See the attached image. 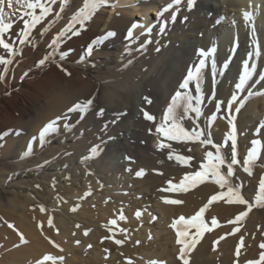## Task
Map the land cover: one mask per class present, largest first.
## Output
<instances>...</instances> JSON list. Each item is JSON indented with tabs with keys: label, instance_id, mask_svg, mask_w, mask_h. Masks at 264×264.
Listing matches in <instances>:
<instances>
[{
	"label": "bare ground",
	"instance_id": "6f19581e",
	"mask_svg": "<svg viewBox=\"0 0 264 264\" xmlns=\"http://www.w3.org/2000/svg\"><path fill=\"white\" fill-rule=\"evenodd\" d=\"M168 1L107 0V6L99 8V17L97 15L96 21L89 22L88 26L85 24V27L77 25L72 31L61 36V31L69 25L71 17L61 12L63 7L60 5V0H56V3L51 5H48V0H44V3L52 8V12L31 30L24 44L18 42V33L24 30V21L30 18L24 16L14 21L9 43L14 44L16 55L8 57L6 51L0 49V56L13 60L11 65H7L9 71L5 78L0 81V133L9 123L14 122L23 108L29 107L32 101L38 100L41 96L50 94L52 89L73 71H81L83 76L91 80L76 93L57 95L50 114H44L28 133L37 132L46 121L60 115L63 109L78 98L85 95L88 97L96 87L101 89V94L94 99L93 108L104 104L109 111L123 112L125 106L115 102L111 96L108 97L106 94L108 90L105 88L107 85L101 86L106 80L109 64L115 62L114 56L98 47L92 48L91 54L87 50L84 55L86 42L93 36L98 38L110 32L114 33L109 41L102 43L108 48L118 49L116 56L120 57V60L125 59V52L137 49L135 45L140 43L150 45L147 48L149 53L158 43L156 39V44L151 39L156 37L157 32H161L162 27L166 32V39L169 41L172 39L173 44L177 43L179 39L172 33L173 29L174 32L179 31L176 27L177 23L173 22L172 18L164 22L161 15L163 11L161 8ZM194 5L195 11H181V18H186L185 29L189 31L187 34L181 33L184 44L179 43L174 49L170 47L169 58L164 64V77L154 84L151 81L145 82V87L153 94L157 88L163 87L167 80L173 81L177 68L191 64L197 50L201 48L208 52L213 48L216 49L214 56L206 58L202 69L201 131L205 136L210 135L213 142L221 146L222 152L230 155V148L224 147V144L225 142L231 144V141L227 140V134L230 131L229 119L233 121L237 133V159L240 164L233 166L235 175L231 179L233 183L242 185L243 197L253 206L248 211L247 205L215 202L205 214V222L211 231L204 232L186 258L189 264H249L251 261H258L261 251H264V248L260 247L264 244V209L260 210L261 206L255 203L259 182L264 177V146L261 147L259 158L252 166V175L249 176L242 170L243 160L252 147L251 142L259 139L264 145V128H260V125L264 124V81L255 83L259 76L264 75V0H195ZM10 12V9H5L6 18ZM36 12L39 14V9ZM246 12L251 14L250 21L244 19ZM223 17L233 20L232 26L222 25L220 20ZM133 25L138 26L133 27ZM130 31L131 36H129ZM75 32L79 34H74ZM257 45L259 56L256 55ZM45 57H48L47 65L36 69L35 59L42 60ZM200 59L201 57L198 56L193 65L197 66ZM225 63L228 65L227 68L223 67ZM245 63L250 66L255 64L256 70L245 91L239 92L235 84L244 71ZM3 67L0 66V73ZM249 92L253 94L249 96ZM136 94L135 89L130 88L126 100L136 97ZM186 94L196 95V82L190 87V93ZM233 94L238 99L232 103L229 111L228 102ZM218 103L219 110L216 108ZM240 103H243V107L237 112L236 108ZM213 116L216 117L214 121ZM71 121L67 122V126L71 125ZM147 122L152 123V121ZM188 122L191 123L187 117L180 121L184 126ZM258 130L259 135H257ZM26 134L27 131L24 135ZM134 135L142 143L145 139H149L145 132L135 131ZM45 138L50 139L49 133ZM60 138L71 139L67 132ZM200 148V157L195 160L201 164L206 163V153L215 152V149L210 145L202 144ZM7 153L4 154L5 157ZM193 160L192 162H195ZM11 165L14 172L20 171L19 176L26 173L23 171L25 169L23 158H15ZM222 171L226 172V169ZM182 175L179 174L178 177L181 178ZM110 182L105 179H87L80 194V191L75 190L70 201L61 207L64 218L57 220L58 232L53 240L34 237L32 224L26 217L31 210L33 198L24 194L23 200L16 199L19 194H14L15 192L12 193L0 185V209L6 210L7 214L3 217L9 222H16L31 243L26 246L28 249L16 248L13 252L2 255L0 264H152V262L183 264V261L178 259L181 245L176 243V230L171 227L172 223L180 217L194 216L211 196L222 191L211 179L187 192L176 190V186L181 182V179H176L162 190L160 187V193L156 191L158 186H155L156 189L152 188L150 192L145 188H138L139 191L136 192H134L135 188L130 189L132 192H126L125 189L121 191L113 187V183ZM168 200H179L182 203H165ZM243 211H248V215L239 221L242 229L232 233V221ZM137 212L140 213L139 216ZM121 216L124 219H121ZM212 218H216V226L211 224ZM179 227L181 226L177 225V228ZM194 233L195 229H191L190 235ZM38 238L40 241L36 240ZM116 241L121 243L117 244ZM46 256H51L54 260L45 262L43 258ZM60 257L63 259H59Z\"/></svg>",
	"mask_w": 264,
	"mask_h": 264
},
{
	"label": "rangeland",
	"instance_id": "374dc122",
	"mask_svg": "<svg viewBox=\"0 0 264 264\" xmlns=\"http://www.w3.org/2000/svg\"><path fill=\"white\" fill-rule=\"evenodd\" d=\"M83 2L84 0H69V3L65 6L60 0V5L64 9L63 15L72 17L83 7ZM167 4L161 9L174 5V0H169ZM195 7L194 5L189 11L187 0H182L179 5H174L169 11L163 12L164 22L170 20L173 13H176L175 18L177 21L175 20V22L179 31L174 32L175 29H173L172 33L176 36L175 38L179 39V42L174 43V45L172 39L170 41L166 39L165 31L157 32L156 37L151 39L155 44L158 41L157 46L150 50L149 53H147V48L150 45L140 43L135 45L138 47L137 49L128 53L125 52V59L120 60V57L116 56L119 52L118 49L108 48V46L104 45L105 42L111 39V36L106 35L98 38L93 36L87 40L84 47V55H86L89 46H91L92 48H103V52L107 51V53L114 56L115 62L109 64L108 67L110 69L107 71L106 80L101 83V86L107 85L105 88L108 90L106 91L108 97L111 96L115 102L125 106L126 109L124 108L123 112H118L117 110L115 112L109 111L104 104L93 108L94 99L101 94V89L96 87L88 97L85 95L78 98L70 106L63 109L64 112L62 110L60 115L46 121L40 127L41 130L33 131L31 134L28 133L29 129H33V126L43 118L44 114H50L54 103H56L57 95L60 93H64V95L76 93L84 87L85 83L91 80L89 77L83 76L81 71H73L69 76L62 79L61 83L52 89L50 94L41 96L38 100L32 101L29 107L23 108L14 122L9 123V127L7 125L0 133V185L12 193L15 192L14 194H19L16 199L23 200L24 194H28L33 198L30 206L31 210L26 217L32 224L34 237L38 236L42 240L46 238L55 239L54 237L58 232L56 231V229L58 230L56 226L57 220L64 218V212L61 210L62 205L70 201L69 199L72 198L75 190L76 192L80 191L79 194L81 190H84V181L87 179H105L108 182L111 181L110 183H113L112 186L117 190L123 191L125 189L124 191L126 192H132L130 189L133 190L134 188L136 189H134V192L144 188L150 192L158 186L156 191L160 193L172 181L176 179L182 180L185 174L187 175L188 173L190 175L200 170L201 163L196 162L201 153V143L199 141H171L156 132V127L161 123L163 114L175 93L177 91L185 94L187 92L190 93V87L195 84V80L191 81L187 90L179 87L186 78L188 71L196 67L193 62L199 56L198 50L194 53L191 64L177 68L175 71L176 76H173L172 83L167 80L163 87L157 88L153 94L145 87V82L151 81L154 84L157 80H161L164 77V64L169 58L170 47L174 49L179 43L184 44L181 39V33L187 34L189 32L184 26L186 19L180 16L181 11L192 12L195 11ZM10 11L12 10L10 9ZM196 13L198 14V12ZM97 15L99 17V9L91 20L86 22V25L88 26L90 25L88 24L89 22L96 21L98 19ZM18 18H20L19 12L10 18L9 16L7 17L12 22L18 20ZM232 22L233 20L230 21L228 17H223L220 20L222 25L226 26L227 24L228 27L232 26ZM5 37L6 42L9 43L10 33H7ZM96 41L100 42L94 43ZM143 53L147 56L145 55V57ZM39 61L41 60L35 59L36 69H41L49 62L46 60L43 65H40ZM97 85H99L98 82ZM130 88L135 89L137 94L136 97L126 100V94ZM164 89L167 90L165 91ZM145 97L151 99V106L146 102ZM89 99L93 100V103L86 111H68L74 105L84 104ZM142 109L153 115L155 121L148 123V120L146 121L144 118ZM122 113L124 114L121 115ZM57 118H59L58 125L56 129L49 132L50 139H46L44 136L42 140L40 137L42 128L44 129L49 122L57 120ZM187 118L191 123L188 122L185 126L182 125L185 129L187 128L186 130L191 131L198 124L197 131H201V116L196 118L195 113H189ZM194 120L195 123L192 122ZM69 121H71V125L67 126ZM26 131L27 134L24 135ZM135 131L145 132L149 139H145V142L142 143L140 139L135 138ZM66 132L71 139L60 138ZM161 142L171 145V147L161 149L159 148ZM93 148H96L95 154L91 152ZM6 152H8L7 157L4 155ZM170 154L173 155V159H169ZM176 154L184 156L188 159V163L177 162L174 158ZM15 158H23L25 161V169L23 171L26 173L21 176H19L20 171L15 170L14 172V168L11 165ZM192 160L195 162H192ZM161 167L164 169L162 170ZM141 170H143L144 174L138 177L136 173ZM176 173L178 175L183 173L184 175L179 178ZM168 175L171 176L168 177ZM155 177L158 178L156 179ZM163 178L165 180L167 178V180L165 181ZM158 180L161 182H158ZM163 181L167 184H164ZM150 184H153V186ZM199 186L201 184L196 187ZM41 207L44 208L43 212ZM263 209L264 207H260V210ZM4 214L7 215L6 210L1 208L0 258L6 253L13 252L16 248L23 247L22 249H28L26 246L31 244L18 224L9 222L3 217ZM49 219L53 221V226L51 227L48 224ZM237 228L241 230L242 224L233 222L231 232H236ZM39 238L36 240L40 241Z\"/></svg>",
	"mask_w": 264,
	"mask_h": 264
},
{
	"label": "snow or ice",
	"instance_id": "6c2138e0",
	"mask_svg": "<svg viewBox=\"0 0 264 264\" xmlns=\"http://www.w3.org/2000/svg\"><path fill=\"white\" fill-rule=\"evenodd\" d=\"M182 0H174V5H179ZM195 0H187L188 10L190 11L194 6ZM56 3V0H48V5ZM63 5L67 6L69 0H62ZM44 3V0H0V49H3L8 54V57H14L16 55L14 44H10L6 42L5 35L10 33L13 25V22L10 19L5 17V9H11L12 11L8 13V16H14L18 12L20 13V17L24 16L29 17V20L24 21V30L18 33V42L20 44H24L31 30L41 22L45 17H47L51 12L52 8ZM174 5H169L165 7L161 13L169 11ZM107 6V0H84L83 7L79 9V11L71 17L70 23L65 27L60 33V35H65L67 32L72 31L74 27L77 25L84 26L86 22L90 21L95 12L100 8ZM39 9V14H37L36 10ZM64 9L61 8V12ZM176 13H173L172 20L175 21ZM186 19V18H185ZM244 19L246 21H250L252 19L250 13H244ZM138 25H133V27H137ZM254 30V25H253ZM163 31V27L161 28ZM74 34H79V32H75ZM108 36H113L114 33H108ZM129 36H131V31L129 32ZM100 41H96L94 43H99ZM216 49L213 48L210 51L206 52L203 49L198 50V55L201 57L199 61V66L194 67L193 70H189L186 78L180 84L181 89L187 90L189 88V84L191 81H196V95L193 96L191 94H185L183 92L177 91L175 95L172 97L169 106L163 114V118L159 126L156 127V132L162 136L167 138L168 140L174 141H199L202 145L208 146L210 145L215 149V152L208 151L206 153V163H202L200 166V170L196 171L193 174L185 175L181 180L180 184L176 186L177 191L187 192L188 190L205 183L209 179L219 186L222 190L217 195H213L209 198L208 202L199 209V211L190 218L180 217L178 220H175L171 227L176 230V243L181 245L179 252L180 255L178 259L183 261V264H189L188 259L186 258L190 251L195 247L198 239L203 236L204 232L211 231L208 225L205 222V214L207 210L215 203L219 201H224L229 205H247L248 211L251 210L252 204L243 197L242 195V185L238 183H233L232 177L235 175L234 165L240 164V161L237 159V133L235 129V125L231 119H229V133L227 134V140L231 141V144L228 145L225 142L224 147L230 148V155L222 152V148L220 145H217L213 142L210 135L205 136L202 131H197L199 125H196V128H193L191 131L186 130L180 123V121L184 120L188 117L189 113H195L196 118L202 115L201 104L203 102V94L202 89L200 87V81L202 79V69L205 65V60L208 56H214ZM89 54L92 52V47L88 48ZM256 55L259 56L260 52L258 50ZM48 57L39 61L40 65H43ZM13 60L11 58H5L4 56H0V66H4L2 73H0V81H2L9 69L7 65H11ZM213 66H215V60L213 59ZM227 63L223 65L224 68H227ZM244 71L239 76L238 83L235 84V88L239 92H244L245 87L248 82L252 79L253 74L256 70V65L252 64L251 66L248 63L243 65ZM264 81V75L259 76V78L255 81V83H260ZM253 93L249 92L248 95L251 96ZM148 104H151L152 101L150 98H144ZM237 96L235 94L232 95L231 100L228 102V109L231 111V105L233 102L237 101ZM193 101H195L193 103ZM93 101L89 99L84 102V104H76L72 108H70L69 112L80 111L84 112L88 109ZM240 107H243V103H240L236 108L238 112ZM217 110L220 108V104L216 105ZM143 111L144 118L148 121H155V117L149 114L147 111ZM216 119L215 116L212 117L214 121ZM59 118L57 120L49 122L44 129H42L40 133V137L43 140L44 136L57 128ZM195 123V120H194ZM260 128H264V124L260 125ZM257 135H259V130L257 131ZM202 137H204L202 139ZM252 147L247 152L246 158L242 163V170L246 172L249 176L252 175V166L254 162L259 158V153L261 151L262 145L261 140L254 139L252 142ZM166 147H171V145L165 144L161 142L159 144V148L163 149ZM93 154L96 153V148L91 149ZM177 162L182 164H187L188 159L184 156L176 154L174 156ZM169 159H173V155H169ZM222 169H226L222 171ZM130 171V169H129ZM143 170L136 173L138 177L142 176ZM226 189V191H224ZM165 203L170 204H179L182 201L179 200H168ZM255 203L257 206L264 207V177L261 178L259 182L258 192L255 196ZM75 210V209H73ZM41 211H44V208L41 207ZM248 211H243L239 213L235 220L232 222L242 221L247 215ZM140 213L137 212V216ZM124 219L123 216L120 217ZM115 223V221H112ZM49 226H53L52 219L48 221ZM211 224L213 226L217 225L216 218H212ZM177 225L181 227L177 228ZM195 229V233L190 235V230ZM239 230L238 228L236 229ZM189 239L191 242H189ZM117 244L121 243L120 241H116ZM58 247V246H57ZM261 248H264V244L260 245ZM62 251V250H61ZM239 250H237L238 252ZM45 262L53 261L54 258L51 256H46L43 258ZM59 259H63L60 257ZM152 264H156V262H152ZM249 264H264V252L261 253L260 259L258 261H251Z\"/></svg>",
	"mask_w": 264,
	"mask_h": 264
}]
</instances>
